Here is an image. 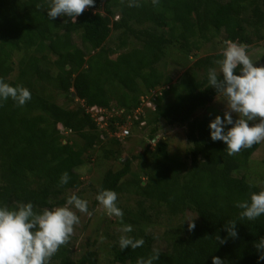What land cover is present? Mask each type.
<instances>
[{
  "label": "trees",
  "instance_id": "obj_1",
  "mask_svg": "<svg viewBox=\"0 0 264 264\" xmlns=\"http://www.w3.org/2000/svg\"><path fill=\"white\" fill-rule=\"evenodd\" d=\"M140 3V7L130 8L127 0H95L94 6L73 22L66 16L49 20L47 0H0V78L10 86H24L31 92V100L23 107L11 99L0 101V206L15 208L19 203L31 202L40 211L64 206L71 194L79 196L76 191L81 178L75 169L85 163L89 154L87 160H91L93 154L85 153L108 134L98 130L88 112L100 108L112 113L107 121L111 134L130 121V130L149 128L142 152L127 158L119 170L105 172L94 193V206L99 204L95 197L102 189L132 197L136 210L130 212L129 221L135 227L129 235L145 241L142 247L123 251L118 241L113 243L110 264H136L138 258L147 259L157 249L152 235L140 225L151 218L145 205L155 215L161 209L168 216L189 211L197 217L193 231L162 238L166 249H158L160 256L153 264H212L213 256L225 264H264L258 259L261 251L255 247L264 237V215L253 221L240 220L242 209L236 206L250 200L251 193L264 190V185L253 177L237 176L248 168L260 143L229 156L227 145L210 137L209 123L213 119H192L198 108L217 95L208 84L207 71L216 67L214 61L221 57L217 54L195 61V68L204 66L207 72L200 81L191 72L171 83L157 68L165 57L166 45L198 50L207 32L221 35L222 44L232 41L249 48L257 43L255 39L264 40L259 34V25L264 22V0ZM38 4L42 5L39 9ZM112 30L131 34L140 46L111 59L113 51L105 49L104 44ZM75 36L83 48L77 46ZM125 45L123 39L121 46ZM15 53H21L20 73L15 80H9ZM49 53L56 57L51 68ZM37 56L43 63L32 75L29 64ZM262 58L254 61L255 66L261 65ZM235 74L239 75L238 69ZM157 87L166 89L153 98L151 106L141 105L139 97ZM72 91L80 102L76 110H66L53 102V92L69 97ZM167 96L171 98L169 102L165 101ZM140 106L146 112L137 116L134 111ZM147 112L150 115L146 116ZM160 121L186 127L185 161L170 157L164 140L153 143ZM71 134L81 138L83 145L69 141ZM129 138L111 135L109 142L117 145ZM118 153L105 149L103 157L113 158ZM133 160L139 167L135 172L131 169ZM261 163L264 166V160ZM64 172L69 180L61 185ZM128 174L131 180H122ZM112 219L116 217L109 222ZM229 221L237 222V238L229 237L225 230ZM217 236L226 242L220 244ZM67 253L66 246H61L51 258L53 264H98L93 250H85L75 260Z\"/></svg>",
  "mask_w": 264,
  "mask_h": 264
},
{
  "label": "clouds",
  "instance_id": "obj_2",
  "mask_svg": "<svg viewBox=\"0 0 264 264\" xmlns=\"http://www.w3.org/2000/svg\"><path fill=\"white\" fill-rule=\"evenodd\" d=\"M121 3H125V0H121ZM151 3L157 5L159 0H151ZM94 4L95 0H47V17L54 20L66 16L75 22L79 15ZM127 6L140 7L141 3L140 0H127ZM40 7L42 5L38 4L37 8ZM219 56L221 58L214 61L216 67L209 68L207 80L209 86L216 90L217 96L222 97L225 111L223 118L217 115L210 121V137L214 142H224L227 154L234 156L264 142V66H255L256 62L248 54L247 46L232 41H224ZM237 69L239 75L235 74ZM9 99L16 106L23 107L31 100V92L24 86H10L0 78V101ZM233 113L237 116L235 120ZM227 125L231 127L226 129ZM103 131L108 133L107 129ZM65 132L68 133V130ZM68 180V173L64 172L60 184H66ZM95 199L107 216L120 220L118 244L121 251L126 248L135 250L144 245L143 238L135 239L129 235L133 227L123 222L124 213L117 206L116 192L102 189ZM236 206L242 209L240 220L257 219L264 215V190L251 193L250 200L240 201ZM77 211L88 213V201L75 194L67 197L64 206L53 209L36 211L31 202L19 203L15 208L0 206V264H50L51 258L70 241L75 225L79 224ZM194 220H186L189 231L196 227ZM236 224V221H229L224 226L231 238L238 236ZM217 241L220 244L226 242L219 236ZM255 247L261 251L258 259L264 260V237ZM159 256V250L153 249L150 257L138 258L136 264H153ZM212 264L225 262L213 256Z\"/></svg>",
  "mask_w": 264,
  "mask_h": 264
},
{
  "label": "rangeland",
  "instance_id": "obj_3",
  "mask_svg": "<svg viewBox=\"0 0 264 264\" xmlns=\"http://www.w3.org/2000/svg\"><path fill=\"white\" fill-rule=\"evenodd\" d=\"M117 18L118 16H116L114 20ZM259 26V34L263 35L264 37V22ZM133 28L139 27L133 25ZM221 37V35H212V32L205 33L204 38L200 40L198 50L182 49L176 44L166 45L164 50L165 57L160 61L157 68L164 74L165 77L171 80V83L176 82L183 75L190 74L191 72H195L196 79L200 81L208 71H205L204 66L195 68L193 64L197 59H204L209 56L213 57L219 54L220 49L224 47V44L221 42ZM123 39L126 40V45L124 47L121 46V41ZM74 41L78 47L83 48L78 36L74 37ZM255 41L257 42L255 45L251 46V48L247 47L248 54L253 61L262 58L264 52V40L257 41V39H255ZM135 46H140L139 42L131 34H124L121 30H112L109 38L104 44L105 49L113 51L112 54H110L111 59L116 58V56L120 53L126 52ZM20 57L21 53H15L14 57L12 58V71L7 77L9 80H15L20 73V68L18 66V60ZM49 59V67L51 68V63L56 59V57L49 53ZM261 62L262 63L260 66H264V57L261 59ZM42 63L43 62L40 60L39 56L30 62L29 68L32 69V75L36 68H39L40 65L42 66ZM52 70L53 72H56L54 68ZM26 73L31 75V72L28 70ZM162 89H166V87H157L155 90L151 92H145L144 95H141L139 97L141 105L144 104L146 106H151L153 98L156 95H160ZM70 97L73 100H70ZM168 97L169 96H167L165 99L167 102L171 100V98ZM221 99L222 97L215 95L210 102H208L203 107L198 108L193 113L192 119L203 117L214 119L217 115H220L221 118H223L225 104ZM52 100L57 105L63 106L66 110L73 111L80 106V102L77 101L73 91L69 97L62 92H53ZM143 108L144 107L142 106L138 108L140 111H142L141 114H145L146 112L145 110L143 111ZM149 112L146 113V116L150 115ZM236 118V114L233 113V119ZM131 123L132 122L130 121L127 123V125H123L130 131L129 139H125L117 145L111 144V142H109L111 134L108 132V137L104 135L100 143L94 146V149H90V151L85 153V155L89 154V152L93 154L91 156V160H87V157L90 155L89 154L86 156L85 163L75 169V172L79 174L81 178V185L76 192H80L78 197L88 201V213H90V215L88 213H80L77 211L80 222L79 224L75 225L74 233L70 241L65 245L68 250L67 256L72 257L74 260L80 258L85 250L90 249L97 253L98 264H110V260L112 259L111 246L119 239L120 233L118 229L120 228L121 223L118 218L112 219L113 221L109 222L110 218L112 217L107 216L99 204L94 206V193L105 172H114L119 170L121 168V164L125 162L127 158L137 156L142 152V146L144 144L142 142H146V134L148 133L149 128H143L140 126L133 127V129L130 130ZM97 128L100 130L99 126ZM101 129L109 130L108 127L104 125L101 126ZM102 130L101 133L103 132ZM185 133V126H169L163 121H160L157 125V136L153 143H156L158 140H164L167 142L168 155L172 158L185 161V159L188 157L186 155L188 142L186 140ZM68 138L69 141L74 142L79 146L83 145V141L77 135L71 134ZM62 142L64 143L65 140ZM110 148L119 153L113 158L106 159L103 157V150H108ZM263 160L264 142H261L259 148L252 154L251 163L249 164L248 168L241 170V172L238 174H235H237L238 177H253V180L258 183L260 182V185L261 183L264 185V176L261 177V174L264 172V166L261 163ZM138 168L137 161L133 160L131 163L132 171L135 172ZM259 177H261L260 181L258 179ZM122 180H131V175H126ZM116 203L124 213L123 222L125 224L132 225L134 229L135 226L129 221V217H131L130 212H134L136 210L132 197L128 196L126 193H118ZM145 207L147 208V213L151 218L149 222H143L140 225L142 228H144V230H146L147 234L152 235L154 238V247L159 250L166 249V244L163 242L162 238L166 236L176 237L179 234H184V231H188V223L186 221L187 219H195L194 223L197 222L196 215L190 213L189 211H186L183 215L178 214L176 216H168L165 211L163 212L160 209L157 210L160 211V214L155 215V211L150 210L146 205ZM54 262L55 261L51 260L50 264H53Z\"/></svg>",
  "mask_w": 264,
  "mask_h": 264
},
{
  "label": "built area",
  "instance_id": "obj_4",
  "mask_svg": "<svg viewBox=\"0 0 264 264\" xmlns=\"http://www.w3.org/2000/svg\"><path fill=\"white\" fill-rule=\"evenodd\" d=\"M146 106V105H145ZM148 105L147 107H149ZM90 117L93 119V121L98 125V126H105L107 124L108 119L112 116L111 111L109 110H104V109H97V110H88ZM135 114H141L142 111L140 109H136L134 111ZM115 135L117 138H124L129 135V130L126 129L125 126H122L119 131H116L112 134V136Z\"/></svg>",
  "mask_w": 264,
  "mask_h": 264
}]
</instances>
